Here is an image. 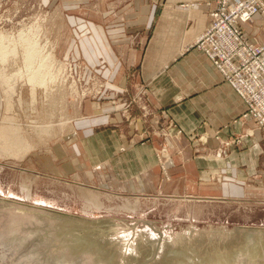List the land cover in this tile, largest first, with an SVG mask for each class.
<instances>
[{"label":"crops","instance_id":"0c3cea01","mask_svg":"<svg viewBox=\"0 0 264 264\" xmlns=\"http://www.w3.org/2000/svg\"><path fill=\"white\" fill-rule=\"evenodd\" d=\"M45 1L66 23L60 57L106 89L30 153L35 172L112 193L264 197V128L196 46L214 0ZM241 27L264 43L261 13Z\"/></svg>","mask_w":264,"mask_h":264},{"label":"rangeland","instance_id":"374dc122","mask_svg":"<svg viewBox=\"0 0 264 264\" xmlns=\"http://www.w3.org/2000/svg\"><path fill=\"white\" fill-rule=\"evenodd\" d=\"M56 9L45 0H0V34L5 36L0 50L7 49L6 57L0 58V125L6 120L21 125L32 151H50L56 138L74 132L69 126L83 99L105 95V81L80 76V62L60 57L69 35L63 31V13ZM61 30L64 35H59ZM21 32L25 40H37L41 55L53 52L46 69L49 76L56 73L57 81L51 82L50 91L39 85L33 91L28 82L24 57L29 44L20 42ZM49 122L59 132L39 139L31 126ZM30 153L21 159L0 157V232L9 226L21 236H33L27 234L25 244L4 238L0 264H55L49 255L56 251L65 264H264V197L235 200L101 191L35 172ZM29 185L30 194L24 190ZM13 222L24 227L16 228ZM39 233L44 237L36 242Z\"/></svg>","mask_w":264,"mask_h":264},{"label":"built area","instance_id":"2783aa9c","mask_svg":"<svg viewBox=\"0 0 264 264\" xmlns=\"http://www.w3.org/2000/svg\"><path fill=\"white\" fill-rule=\"evenodd\" d=\"M214 1L211 23L196 46L246 102L244 118L250 116L264 128V43L249 40L241 27L257 13L264 16V0Z\"/></svg>","mask_w":264,"mask_h":264},{"label":"bare ground","instance_id":"6f19581e","mask_svg":"<svg viewBox=\"0 0 264 264\" xmlns=\"http://www.w3.org/2000/svg\"><path fill=\"white\" fill-rule=\"evenodd\" d=\"M24 32H21L19 34V40L20 42H26L29 44V46L26 48V55L24 57L25 59V70H26V73L29 75V80L28 82H30L33 87H32V90L33 88H35L36 86H43L44 88L48 89V91H50V88H48L49 86H52L50 84H53L51 82H53L56 76V73H55V76L53 75H50L49 76V71H47V67L50 66V63H51V60L53 59H50L48 57L51 56V53L49 56H45L44 54L41 55V52L43 51L42 48L38 49L39 47H37V40H32V41H29L28 39L25 40L24 39ZM5 36H3V34H0V39H4ZM26 37V36H25ZM0 40V43L1 44H4L5 41L2 43ZM32 44V45H31ZM6 46V45H5ZM15 46V45H14ZM4 47V46H1V48ZM45 47V46H44ZM3 51V52H2ZM44 53V52H43ZM0 54H1V57L0 58H4L6 57V54H7V49H4L2 48V50H0ZM48 54V53H47ZM53 56V55H52ZM54 57V56H53ZM51 58V57H50ZM55 59V58H54ZM69 66L72 67V64L71 63H68ZM55 65V64H54ZM47 68V69H46ZM52 69V68H51ZM56 70V69H55ZM58 70V69H57ZM73 70V68H71V71ZM63 75V74H62ZM53 76V77H52ZM1 78V77H0ZM4 78V77H3ZM2 78V79H3ZM50 78V79H49ZM1 79V80H2ZM7 79V78H6ZM5 79V81H6ZM57 81V79L55 80ZM3 82V81H2ZM8 83H11L8 82ZM29 83V84H30ZM7 85V84H6ZM10 85V84H9ZM60 86V85H59ZM5 87V86H4ZM11 87V86H9ZM15 87V86H14ZM41 87V88H43ZM57 87V86H56ZM63 87V86H62ZM10 89V88H9ZM13 89V88H12ZM11 89V90H12ZM31 90V91H32ZM35 90V89H34ZM33 90V91H34ZM62 90V89H61ZM8 91V90H7ZM6 91V92H7ZM10 91V90H9ZM32 91V92H33ZM47 91V92H48ZM52 91V90H51ZM56 92V91H55ZM5 93V92H4ZM8 93V92H7ZM62 93V92H61ZM10 94V93H8ZM36 93H33V96L35 95ZM51 94V92H50ZM14 95V93H13ZM6 96H9V95H6ZM11 97V96H10ZM10 97H6L7 99H10ZM13 97V96H12ZM21 97V96H20ZM35 97V96H34ZM50 97V96H49ZM20 99V98H19ZM35 99V98H33ZM9 101V100H8ZM11 101V100H10ZM10 101L8 103H10ZM35 101V100H34ZM49 101V100H48ZM7 102V101H6ZM22 102V101H21ZM7 103V104H8ZM48 103V102H47ZM13 105V104H12ZM11 108V106H10ZM9 109V107H8ZM10 110V109H9ZM7 113V112H6ZM6 117V116H5ZM9 117V116H8ZM250 117V116H248ZM7 119V118H6ZM15 119V118H14ZM17 119V118H16ZM12 120V119H11ZM40 125V124H39ZM33 128V131H35L38 136H39V139H42L43 136L46 134L50 137H53L54 135L56 136V133L59 132V129H57V125L56 124H52L51 122L48 123V125L45 126L44 123H42V125L40 126H34L33 125L31 126ZM70 127V126H69ZM32 131V129H31ZM34 132V133H35ZM24 130L22 128L21 125H18L17 123L15 122H10V121H2V124L0 125V157L1 155L5 157V155H9L11 157H18V159L21 157H24L26 156V154H28L30 151L32 152V145L30 144V137L28 138L27 136L24 135ZM28 134V132H27ZM36 134V135H37ZM62 134V133H61ZM54 136V137H55ZM33 139V138H32ZM225 142V141H224ZM49 148V147H48ZM45 149V148H44ZM26 187V186H24ZM23 188V187H22ZM84 189H86L85 187H82ZM81 188V189H82ZM90 188V186H89ZM93 189V188H92ZM24 190H27L29 192V194L31 193V190H30V185L29 187L27 186ZM90 190V189H88ZM84 191V190H83ZM88 192V191H87ZM94 192V190H92V192H88L89 195L87 196H90V194L92 195V193ZM86 194V190L85 192H83V194ZM87 193V194H88ZM84 194V195H85ZM96 194H99V193H96ZM100 195V194H99ZM94 196V195H93ZM91 198V197H90ZM93 198V197H92ZM91 198V199H92ZM96 198V197H95ZM94 201V199H92ZM97 199H95L96 201ZM98 201V200H97ZM99 206V204H98ZM91 207V206H90ZM97 207V206H96ZM100 207V206H99ZM92 208V207H91ZM10 237H7V236H4L2 233L0 235V243L2 244L3 243V240H5L4 238H7V239H10V240H13L17 237V234L16 233H10L9 234ZM6 244V243H5ZM10 244V243H9ZM49 259L54 261L55 264H65L63 259H62V254L59 252V251H56V252H51L50 255H49ZM73 259H77V258H73ZM78 261V260H76Z\"/></svg>","mask_w":264,"mask_h":264},{"label":"water","instance_id":"95a60500","mask_svg":"<svg viewBox=\"0 0 264 264\" xmlns=\"http://www.w3.org/2000/svg\"><path fill=\"white\" fill-rule=\"evenodd\" d=\"M13 202V201H12ZM16 221H18V220H16ZM14 223V225H15V227L16 228H22V227H24V225H22V224H20V222H18V223H16V222H13ZM10 233H16L17 234V237L15 238V239H13V240H11V241H14V243L15 242H18V243H20V244H25L26 242H27V240H29V238H28V235H30V236H32L31 234H29L28 232H27V234H25V235H23V236H21L20 235V233H19V231L17 230L16 231V229L14 230V228H11V229H9V226H6V230H3V235L4 236H7V237H10ZM0 234H1V232H0ZM42 234L41 233H39V238H37L36 239V242H41L42 241V239H41V237L43 236H41ZM21 236V237H20ZM29 236V237H30ZM33 237V236H32ZM44 237V236H43ZM45 239V238H44ZM254 247H255V245H254ZM256 252H258V254L261 256L262 255V251L261 250H258V248H256ZM186 256H188V259H189V261H192V262H195V258H193L192 256H190V255H186ZM200 261V260H199ZM55 263V262H54Z\"/></svg>","mask_w":264,"mask_h":264}]
</instances>
